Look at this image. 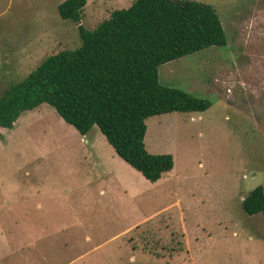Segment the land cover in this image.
<instances>
[{"label": "rangeland", "instance_id": "374dc122", "mask_svg": "<svg viewBox=\"0 0 264 264\" xmlns=\"http://www.w3.org/2000/svg\"><path fill=\"white\" fill-rule=\"evenodd\" d=\"M0 0V96L47 56L80 46L134 0ZM212 5L227 44L159 67L160 83L210 102L146 119L144 142L171 154L155 182L121 159L97 125L80 134L47 103L0 129V264H264V215L241 202L264 187V0ZM231 11V12H230Z\"/></svg>", "mask_w": 264, "mask_h": 264}, {"label": "trees", "instance_id": "16d2710c", "mask_svg": "<svg viewBox=\"0 0 264 264\" xmlns=\"http://www.w3.org/2000/svg\"><path fill=\"white\" fill-rule=\"evenodd\" d=\"M86 0L58 6L64 20L80 23ZM81 44L47 56L0 96V129L42 103L85 135L97 125L115 153L155 182L171 171V154H154L144 142L146 119L171 112H203L210 102L165 86L159 67L205 48L224 46L227 36L215 8L194 0H134L93 30L79 25ZM0 136L2 134L0 133ZM248 215H264V187L241 202Z\"/></svg>", "mask_w": 264, "mask_h": 264}, {"label": "crops", "instance_id": "0c3cea01", "mask_svg": "<svg viewBox=\"0 0 264 264\" xmlns=\"http://www.w3.org/2000/svg\"><path fill=\"white\" fill-rule=\"evenodd\" d=\"M231 12V11H230ZM222 22V21H221ZM222 24H223V27H224V29H225V26H224V23L222 22Z\"/></svg>", "mask_w": 264, "mask_h": 264}]
</instances>
